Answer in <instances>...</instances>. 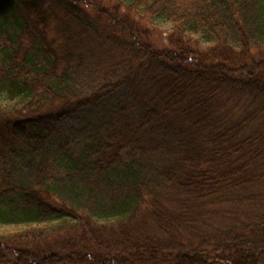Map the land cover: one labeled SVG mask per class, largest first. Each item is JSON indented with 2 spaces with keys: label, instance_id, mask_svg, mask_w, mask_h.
I'll return each mask as SVG.
<instances>
[{
  "label": "trees",
  "instance_id": "trees-1",
  "mask_svg": "<svg viewBox=\"0 0 264 264\" xmlns=\"http://www.w3.org/2000/svg\"><path fill=\"white\" fill-rule=\"evenodd\" d=\"M0 55V264H264V0H0Z\"/></svg>",
  "mask_w": 264,
  "mask_h": 264
},
{
  "label": "rangeland",
  "instance_id": "rangeland-1",
  "mask_svg": "<svg viewBox=\"0 0 264 264\" xmlns=\"http://www.w3.org/2000/svg\"><path fill=\"white\" fill-rule=\"evenodd\" d=\"M140 18V17H139ZM54 24V23H53ZM151 27V26H150ZM155 28V30H156V36L155 37H157V39L159 38H162L161 37V33H163L164 31H169V29H170V22L169 21H165V20H163V19H157V20H155V21H153V23H152V28ZM155 30L153 29V32L155 33ZM50 33H51V35L50 36H57L56 35V31H55V28H53V29H51V31H50ZM54 38H56V37H54ZM1 56V55H0ZM97 84H98V82H96ZM57 100V99H56ZM43 102H44V105H46V100H43ZM42 102V103H43ZM0 105H2L3 107H8V108H14V109H21L22 107H23V101L22 102H20V100H18V98L17 99H14V100H9V98L7 97V96H4V95H1L0 96ZM216 207H218L216 210H215V212H218L219 210H225V211H228V208H230V205H228V204H226V203H219V205H216ZM205 219H207V222L209 221V220H211V221H217V222H219V220L216 218V216L214 215V214H212V213H209V214H206V215H204L203 216ZM228 218H226L225 220H224V225H227V224H229L230 223V221L229 220H227Z\"/></svg>",
  "mask_w": 264,
  "mask_h": 264
}]
</instances>
